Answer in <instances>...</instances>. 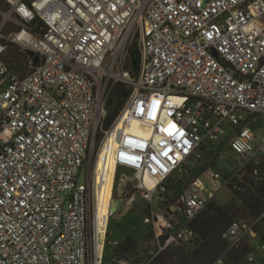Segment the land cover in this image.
Segmentation results:
<instances>
[{
    "label": "built area",
    "instance_id": "obj_1",
    "mask_svg": "<svg viewBox=\"0 0 264 264\" xmlns=\"http://www.w3.org/2000/svg\"><path fill=\"white\" fill-rule=\"evenodd\" d=\"M122 115L149 126L108 156L122 203L145 204L150 256L195 242L201 180L170 201L171 178L214 145L236 165L264 154V0H0V264H147L99 240L98 159ZM253 233L225 232L232 249ZM240 264H264V240Z\"/></svg>",
    "mask_w": 264,
    "mask_h": 264
},
{
    "label": "rangeland",
    "instance_id": "obj_2",
    "mask_svg": "<svg viewBox=\"0 0 264 264\" xmlns=\"http://www.w3.org/2000/svg\"><path fill=\"white\" fill-rule=\"evenodd\" d=\"M124 121L125 120L121 117L113 124L111 129V134H114L113 138L118 136V132L121 127H123V124L124 127H126L127 122ZM111 134L109 135L110 143L112 141L110 139ZM101 137L102 136L99 137L100 141ZM103 156H105V154ZM263 161L264 154L258 152L253 158L240 163L237 162L239 164L236 165L232 153L226 151L223 156H221V153H218L217 155L214 153L210 155L207 154L199 160H192L191 163L187 164L189 170L188 172L185 171V177H188L191 182L200 179L202 183L201 194L208 199V204L206 206L208 207L207 210L201 220L194 226L197 228L199 232L198 234L201 235L200 231H203L209 223L212 224V228H217L218 231L224 232L227 225L232 220H243L248 222L254 231L253 234L247 236V239L243 241L239 247L232 249L227 245L218 258L222 262L234 264L233 260L236 258L239 259L248 252L254 243L261 239L264 240V192L258 196L260 199L258 208L251 209L250 205L253 204V202L248 203L241 197L240 187L234 185L237 190L233 188V184L235 183L234 179L238 173L242 176L241 172H245L246 169ZM113 171L114 174H118V168ZM212 171L220 172L221 177L219 179L212 178ZM119 173L120 176H125L124 173H126V175H131V173L126 172L125 170H120ZM254 174H256V172ZM263 178L264 177H260V180L262 181ZM107 199L109 218L106 221H103L102 225L105 226V229L107 230L108 239L112 242H121L125 237L132 236L136 240V246L131 249L130 252L119 254L117 251V248L119 247H117L114 249V253L117 256H126L133 260H145L147 264H161L162 255L154 257L150 256L149 253L156 244L153 235H149L151 232L150 225L143 222L146 211L145 209L142 210V207L145 204L137 203L134 205H128L125 202L122 203L123 200L121 199L120 194H116L115 190H112V193L108 194ZM112 201L114 208L110 215ZM212 202L215 204L212 205ZM216 206H219L220 209L217 210ZM231 251L235 252V256L232 257L233 260L229 258L231 257ZM106 252L108 254L113 252L109 244L106 246ZM201 258V255L197 256L198 261Z\"/></svg>",
    "mask_w": 264,
    "mask_h": 264
},
{
    "label": "trees",
    "instance_id": "obj_3",
    "mask_svg": "<svg viewBox=\"0 0 264 264\" xmlns=\"http://www.w3.org/2000/svg\"><path fill=\"white\" fill-rule=\"evenodd\" d=\"M14 54L12 57L7 58V61L11 66H14L15 68H18L20 66V63L23 58H25V55L21 54L17 49H15ZM130 58L138 61L139 56L136 50H132L130 54ZM123 94L121 92L119 95ZM255 129L259 128L258 124L254 125ZM226 151H230V147L227 144H220V145H214L208 152L204 154L206 156L207 154L210 155L212 153L218 154L221 153V156L224 155ZM231 152V151H230ZM203 156V157H204ZM202 158V157H201ZM197 159H191L189 163L192 162V160H199ZM232 159V158H231ZM259 168V171H258ZM189 168H187V165L183 167L181 171H178L175 173V175L171 178L169 183V192L166 195L168 200H173L176 194L187 184H189L191 181L188 177H185V171L188 172ZM256 172V174H254ZM242 176H240V173L237 174L236 178L234 179L235 183L233 184V188L237 190V187H240L241 189V197L244 198V200L248 203L253 202V204L250 205L251 209H257L258 205L260 203V199L258 196L264 192V178L262 181L260 180V177H264V161L256 164L253 167H250L246 169L245 172H241ZM242 180V181H241ZM169 203V202H168ZM215 203L212 202V205ZM208 207L205 208L203 212H201L192 222L193 228L196 230L197 234L199 233L197 228L194 226L197 222H199L204 215L205 211ZM216 209L219 210L220 207L216 206ZM233 221V220H232ZM231 223V221H230ZM229 223V224H230ZM227 225V227L229 226ZM212 224H207V227L203 231H200L201 235L198 234V239L195 242L189 243V244H183V245H172L168 247L166 250H164L161 254L162 255V261L161 264H213L215 261L218 260L222 250L229 245L228 239L226 237V229L224 232L218 231L217 228H212ZM211 227V228H210ZM136 246V240L132 236L125 237L121 242H119V245L117 247V251L119 254L122 253H128L131 251V249L135 248ZM201 255V259L198 261L197 256ZM230 259H232L233 256H235V252H230ZM244 255L241 256L239 259L236 258L233 260L234 264H240L243 262Z\"/></svg>",
    "mask_w": 264,
    "mask_h": 264
},
{
    "label": "bare ground",
    "instance_id": "obj_4",
    "mask_svg": "<svg viewBox=\"0 0 264 264\" xmlns=\"http://www.w3.org/2000/svg\"><path fill=\"white\" fill-rule=\"evenodd\" d=\"M152 110L154 111L155 108ZM121 117L122 119L125 120L124 122H127L126 127H124V124H123V127H121V129L118 132V136L114 138H113L114 134L113 133L111 134L110 136L111 137L110 139L112 140L111 143L109 141L107 146L101 150L100 157L98 159L99 166H97V175H98V185H97L98 206H97V209H98L99 240L101 244H103L105 242L104 239L107 238V230L105 229V226L102 225L103 221H106L109 218L107 196L108 194L112 193V190H115V193L120 194V196L122 197L123 186L126 180V178L117 180V174H114V171H113L115 169L117 170V165H116V162L110 159L111 157L108 156L109 149H110L108 148V145H112L113 143H115V141L118 140V138L121 136L125 128H128V129H140L141 128V130L143 131L149 130L148 126H144L140 123V127H139L135 125L137 124L136 123L137 121L128 122L125 116L122 115ZM104 154L105 156H103ZM113 208H114V204L112 201V210L110 212V215L113 212Z\"/></svg>",
    "mask_w": 264,
    "mask_h": 264
},
{
    "label": "water",
    "instance_id": "obj_5",
    "mask_svg": "<svg viewBox=\"0 0 264 264\" xmlns=\"http://www.w3.org/2000/svg\"><path fill=\"white\" fill-rule=\"evenodd\" d=\"M135 67L137 66V61L134 62ZM128 92L125 90V92L121 95L118 96V100L116 102V104L114 105V109L111 111V113L108 115L106 122H105V126L108 127L110 126L116 116L118 115L120 108L122 107L126 97H127ZM111 103L113 102V100L110 101Z\"/></svg>",
    "mask_w": 264,
    "mask_h": 264
},
{
    "label": "flooded vegetation",
    "instance_id": "obj_6",
    "mask_svg": "<svg viewBox=\"0 0 264 264\" xmlns=\"http://www.w3.org/2000/svg\"><path fill=\"white\" fill-rule=\"evenodd\" d=\"M127 96H128V94H127Z\"/></svg>",
    "mask_w": 264,
    "mask_h": 264
}]
</instances>
